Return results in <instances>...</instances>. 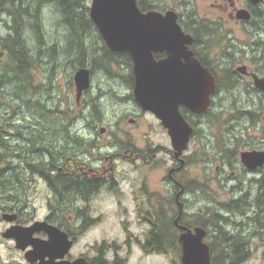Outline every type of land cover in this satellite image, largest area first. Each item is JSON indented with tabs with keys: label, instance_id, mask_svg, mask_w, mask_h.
<instances>
[{
	"label": "flooded vegetation",
	"instance_id": "af4514ba",
	"mask_svg": "<svg viewBox=\"0 0 264 264\" xmlns=\"http://www.w3.org/2000/svg\"><path fill=\"white\" fill-rule=\"evenodd\" d=\"M146 1L147 13L165 15L173 11L177 14V22L187 36L185 47L189 52V61L181 56L178 65L192 64L196 68L199 64L205 70L208 82L213 80L211 93L204 96L208 100L205 107L193 111L185 105L179 106V112L192 128V134L187 149L178 158L168 130L159 120L162 130L167 134L169 146H152L147 141V115L152 113L143 110L134 97L135 78L130 55V81L125 83L121 81L123 78L117 77L111 79L116 82H108V76L103 81L108 85L119 81L125 85L122 88L130 91L127 94L116 92L111 85L113 96L120 103L115 105L114 117H107L98 101L102 96L112 93L106 92L104 95L99 91L96 94L93 88L94 73H101L98 71L100 64H86L91 72V87L78 97L74 75L83 66L75 67L67 59L54 60L48 57L43 60L42 57L46 56L43 45L49 42L45 30L43 47L31 55L28 68L32 71L40 67L51 68L52 82L58 73L66 77L67 91L63 100L66 104L63 109L54 110L48 103L55 99L52 93L55 87L48 84L42 87V91L27 96L32 81L26 79L25 73L19 76L11 69L14 67L13 60L11 58L9 64L5 46L8 36L15 33L12 28L3 29L5 25L8 27L5 23L7 16L0 14V61L5 62L4 66L0 64V77L10 72L20 81L12 93L7 88L0 89V99L8 100L14 96L20 102L19 109L12 110L14 115L6 119L4 129H0V148L5 152V167L11 165L16 172L19 170L25 180L21 198L11 195L0 199V220L4 226L0 240L11 243L15 251L22 255L23 262L20 264H32L26 258L27 253L33 250L32 245L17 249L16 240L3 235L13 227L28 228L36 222H46L59 228L72 241L68 252L54 253L64 256L55 258L52 264H73L81 260L77 264H145L149 256L166 258L170 264H182L180 236L185 231L183 227L193 231L196 228L205 229L207 234L204 242L209 247L220 236L221 230L225 237L239 238L250 245L252 255L253 250L264 243V213L260 207L264 190V165L251 169L241 157L243 152H264V91L256 84L258 80L264 81V1L254 4L245 0L242 6L235 0H215L211 3L209 0ZM200 4L204 5V10L199 8ZM240 9L249 12V20L238 19L237 12ZM93 32L96 36L94 44L97 43L102 53L105 41L97 29ZM168 57L166 51L153 54L156 62ZM180 73L187 79L193 75L191 70H182ZM23 105L27 107L26 110L32 111L31 120L28 119L30 117L22 119L24 122L30 121V125H22L23 121L20 126L17 123L10 125L11 121H18L19 114L24 111L20 109ZM0 106L5 105L0 103ZM56 114H60L59 123L70 141L58 140L53 146L60 150L65 147L64 155L47 158L45 154L39 153L33 158L38 163L50 164L45 174L40 166L28 168V161L17 167L20 157L24 156L26 160L34 157L30 148L23 149V140L27 141L30 134L39 132L38 126H42L39 121L54 119ZM7 115L10 116L6 108L2 117ZM221 116L224 117L223 122L218 121ZM120 122L124 123L123 127ZM215 122L218 123L214 126ZM225 122L224 129L220 130ZM8 127H11L10 131ZM126 127H133L134 131H127ZM140 134L144 136L142 146L135 142ZM72 135L80 142L72 147L80 149L77 153L71 151ZM232 137L233 143L230 140ZM192 143L194 147H191ZM36 149L39 151V148ZM27 150L29 155H25ZM89 152H92L91 156H88ZM161 154L166 157L164 162L167 161V164L159 176L158 189L149 190L148 178L157 170L154 162L157 155ZM126 166L133 167L132 178L131 174L123 172ZM191 167L197 172L184 180L182 174ZM31 169L41 170L35 174L29 172ZM29 175L39 176L48 188L46 192L50 194L42 207L33 204L35 197L41 194L35 193L33 199L30 196L32 181ZM77 178L85 184L78 191L65 184ZM87 184L92 185L87 187ZM217 188L220 190L216 195ZM73 191L75 197L71 195ZM101 193H105L102 199L107 204L102 206L103 214H108L105 208L114 207L116 210H111L110 217L126 219L121 224V232L117 236L119 239H113L111 243L105 238L96 239L90 246L79 249V238L102 221V217H93L95 206L92 204ZM222 196L224 200H221ZM42 212L45 214L39 218ZM5 215H15L16 218L10 222L4 220ZM154 228L161 230V234L156 231L158 242L154 241V236H150ZM21 238L49 239L44 231ZM155 243H159V247ZM48 260L49 257H46L45 261ZM40 263L38 260L33 264Z\"/></svg>",
	"mask_w": 264,
	"mask_h": 264
},
{
	"label": "water",
	"instance_id": "95a60500",
	"mask_svg": "<svg viewBox=\"0 0 264 264\" xmlns=\"http://www.w3.org/2000/svg\"><path fill=\"white\" fill-rule=\"evenodd\" d=\"M254 4L263 0H249ZM90 18L98 28L101 36L112 52H128L133 60L135 78L134 97L143 110L152 112L167 128L177 158L188 147L192 128L179 112V106L185 105L193 111L208 104L206 97L213 89V80L208 82L205 70L198 64L180 66L178 61L188 54L185 47L187 36L177 22V14L173 11L165 15L140 10L138 0H92ZM238 19H250L249 12L241 9ZM189 42V41H187ZM166 51L169 57L156 62L153 54ZM191 70V79L182 76L180 71ZM77 96L91 86V73L88 68H81L74 75ZM256 84L264 91V81ZM243 163L254 169L264 165V152L251 151L241 154ZM15 215H5L4 220L14 221ZM178 221V219L176 220ZM185 230L180 236L182 245V264H211L210 247L204 242L206 230L196 228ZM44 231L48 240H24L21 236L32 237L36 232ZM14 238L17 249H25L32 245L33 250L26 258L32 264L40 260V264H52L55 258L64 255L54 253L68 252L72 246L68 235L59 228L46 222H36L31 227H13L3 235ZM49 257L48 261L45 258ZM78 261L73 264L80 263ZM84 262V261H83Z\"/></svg>",
	"mask_w": 264,
	"mask_h": 264
},
{
	"label": "trees",
	"instance_id": "16d2710c",
	"mask_svg": "<svg viewBox=\"0 0 264 264\" xmlns=\"http://www.w3.org/2000/svg\"><path fill=\"white\" fill-rule=\"evenodd\" d=\"M139 6L142 11H146L147 1L139 0ZM43 8L45 10L49 8L51 12L57 15L58 21H56L55 26L58 25L61 28L54 30L52 34H48V38L51 41L48 46H51L45 50L46 56L42 57L43 60L48 59V57L54 60L72 59L71 62L75 67L76 65L86 67V64L92 62L93 65L100 64V67L106 71L105 74L112 76V79L119 77L123 78L125 83L128 80L130 81L131 74L128 72L132 71L130 54L128 52L113 53L106 46L101 53V49L97 48V43L94 44L96 36L93 31L96 27L89 18V5L87 4V0H0V14L7 16L5 23L15 33V35L8 36V44L5 46V49L8 51L9 64H11V58L13 60L14 67L11 69L17 75L22 76L25 73L27 76L26 79L32 81V69L28 68L30 66H28L29 58L39 48L41 49L45 46L42 44L45 31L42 25ZM89 41L92 43L91 46H87V42ZM93 46L95 49H93ZM121 68L127 72L124 74L120 73ZM73 70H76V68ZM8 73L10 72H6L3 74L4 76L0 77V89L7 88L8 92L12 93L14 92V88L20 84V81L12 76H8ZM15 92L19 93L18 91ZM41 124L42 126H38L39 132L30 134L29 138L26 135L28 139L27 141L23 140V149L24 147L30 148L31 155L36 156L40 153L45 154L47 158L51 156L57 158L56 155H64L66 151L65 147L60 150L53 146L56 140L70 141L69 136L64 134L65 132L61 128V124L55 121L53 122L49 118L44 119L43 122L41 121ZM70 139L72 145L76 144V142L80 143L78 141L79 139L73 135ZM230 140L231 143L234 142L233 137ZM33 145L35 146L32 148L31 146ZM226 145L228 146V143ZM235 147L237 148L238 144ZM36 148H39V151ZM0 149L2 150L0 151V199L4 196L11 195L16 198H21L25 188L24 184L22 182L20 183L23 175L19 170L18 172L13 170L11 165L5 167V152H3V148ZM28 150L25 155L30 154ZM23 157L19 158L20 162L17 163V167L22 165L23 162L28 161ZM31 166L42 167V170H40L45 174V169L50 164H43L42 162L37 165L28 164V168ZM40 170L35 171L31 169L29 172L36 174ZM65 184L72 187V190L75 191H78L85 185L81 183L80 178L76 180L70 179ZM74 185L77 186L74 187ZM91 185L87 184V187ZM75 191L71 193L72 197H75ZM261 203L260 207L264 213V190ZM198 221H201V219ZM156 231L161 234L160 229L154 228L150 236H154V241L158 242ZM221 232L216 241L210 244L212 264H247L252 256L251 246L245 244L239 238L237 240L234 238L229 239L225 237L224 231L221 230ZM155 244L159 247V243Z\"/></svg>",
	"mask_w": 264,
	"mask_h": 264
},
{
	"label": "rangeland",
	"instance_id": "374dc122",
	"mask_svg": "<svg viewBox=\"0 0 264 264\" xmlns=\"http://www.w3.org/2000/svg\"><path fill=\"white\" fill-rule=\"evenodd\" d=\"M214 1L215 0H209V3L214 2ZM235 1L240 6H242L245 3V0H235ZM87 4L89 5L90 3L87 2ZM199 8L201 10L205 9L204 5H202V4H200ZM56 21H58L57 15H55L54 12H51L49 8H47L46 10H45V8H43L42 25H43V28H45L47 34H52L54 32V30L61 29L60 26H58V25H57L58 27L55 26ZM3 29L4 30L7 29L6 25H5V27H3ZM50 42H51L50 39H49V42L48 41L45 42V50H47V46ZM88 43L90 44L91 42L89 41ZM0 64L4 66L5 62L0 61ZM30 64H31V61H29V65ZM50 71H51V68L42 69L41 67L39 68V70L34 69L33 71H31V73L33 74V78H32V83H31V86L29 89L30 92L27 93V96H31L34 93H36L37 91L40 92V91H42V87H44L48 84L49 85L51 84L52 87H55V90L52 92L55 96V99L53 101H51L50 103H48V106L54 110L63 109L64 104H66V103H63V100L65 99V96H66V91H67L66 77L58 73L57 75H55V77H53V82H52L51 81L52 76H50ZM74 71L75 70L72 71V74L74 73ZM98 71H100L101 73H99L98 75L96 73H94V79H93V88H94L96 94L100 93L99 91H102L104 95L106 94V92L112 93V86L114 87L116 92H122L125 94L130 93L129 90L122 88L125 85H123V83L120 84L119 81H117V83H114V84L110 83V85H108L107 83H104L103 81L106 80L105 78L107 77V75L106 74L103 75L104 70L102 68H99ZM119 72L124 74L127 71H125L124 69H122V70L120 69ZM7 75L14 77L11 73H8ZM108 78L109 79L107 81H110L113 77L108 76ZM121 81H123V79ZM111 82H116V81L111 80ZM37 89H39V90H37ZM72 89H73V87H72ZM113 94L114 93L109 94V95L106 94L104 97L102 96L101 99L98 101V104H100V109L102 111H106L105 115L107 117H111V116L114 117L113 113L115 112L114 111L115 105H118L120 103L113 96ZM72 102H75V100H72ZM0 103L4 104L6 106V107L0 106V129H4L3 125H5V122H6L5 120L9 119V117H11V115H14L12 113V110L19 109L20 102L18 100H16L15 97L13 96L12 99H8V100H6L4 98L0 99ZM6 108H7L8 113L10 114V116L7 115L6 117H2L4 109H6ZM20 109L24 110V111H22L21 113L19 112L20 116H18V121H16V120L11 121L10 125L17 123L18 126H20L22 124L23 118H28L31 116L32 111L26 110L27 107L25 105H23V108H20ZM122 110L124 111L125 109H122ZM28 119L31 120V117ZM72 119H73V116H72ZM51 121H53V122L55 121V122L59 123L61 121L60 114H56V116H54V119L52 118ZM218 121L223 122L224 117L221 116ZM126 122H127V120H126ZM39 123H41V121H39ZM217 123L218 122H215L214 126ZM120 124L122 125V127L124 126V123L120 122ZM22 125H30V121H25V122L23 121ZM223 126H224V124L220 126V130L224 129ZM8 128L10 131L11 127H8ZM125 129L127 131H132V132L134 131L133 127H126ZM28 131H30V128L28 129ZM139 137L140 138L136 139L135 142L137 143L138 146H142L144 143V136H143V134H140ZM147 141L151 142L152 146H159V145L169 146V140H168L167 134L162 130L160 122L152 114L147 115ZM12 143L15 144L14 141ZM55 143H57V140L55 141ZM194 145L195 144L192 143L191 147H194ZM72 147H73V145H71V151L75 150L76 153L80 150L78 147L77 148H72ZM0 151H2V150L0 149ZM91 155H92V152H89L88 156H91ZM35 157H37V155L36 156L34 155V157L33 156L30 157L28 159V164H32V165L39 164L37 161H33V158H35ZM165 158L166 157H164V154H161L160 156L157 155V157L155 158L154 164L156 165L157 170L152 172L148 178L149 179L148 182L150 184L149 190H155L156 191L158 189V186H156V185L158 183L159 176L162 173L163 168H165L166 164H167V161L164 162V160H166ZM132 168H133L132 166H126V170H123V172L131 174L130 178H132L134 176L132 174L134 171ZM148 171H149V169H147V172ZM196 172L197 171L192 169V167L187 168L186 171L184 172V174H182V177L184 180L185 179L188 180L189 177H192L193 174H195ZM29 178L32 181L31 191L29 193L30 196L32 197V199H33V197H35V193L41 194V195H38L35 197V201L33 202V204L42 207V204H44L47 201L46 197L50 194V193L46 192L48 190V188L46 189V187H45L46 184L43 182V180L40 179L39 176H34V177L30 176ZM21 182L23 184H25L24 179H22V180L20 179V183ZM35 188H37L40 191H37ZM219 190H220V188H217L216 195L218 194ZM103 195H105V193H101V195L92 202V204L95 206V208L93 209L94 210L93 217H95V218L100 217V219L102 217V221L100 223L94 225L95 228H93V229L91 228L88 233L83 235V237L79 238V244L81 242L80 246L78 244L79 249L82 248V250H83L85 247L90 246V244H92L96 239L101 240L102 238H105L108 240V243H111L113 239H119V237H117V236L121 232V224L126 219H121L119 217H118V220L115 218L112 219L110 216L112 215L111 210H116L114 207L113 208H105V209H108V214L107 213L103 214L102 206L107 205L105 200L102 199ZM205 199H207V198H205ZM221 200H224L223 196L221 197ZM44 214H45V212L40 213L39 218H41L40 215H42V217H43ZM123 218H127V217H123ZM116 227H117V229H115ZM3 229H4V226L0 220V236H1V233L3 232ZM86 236H87V238L84 241V238ZM258 247L259 248L253 250V255L251 256V258L247 262V264H264V243L262 245H258ZM74 251H76V249H74ZM76 252H79V251H76ZM21 262H23L22 255L19 252L15 251V249L12 247V244L9 242H3V241L1 242V240H0V264H20ZM145 264H170V263H169V261H167L166 258H163V257L158 258L155 256L154 257L149 256L147 258V262H145Z\"/></svg>",
	"mask_w": 264,
	"mask_h": 264
},
{
	"label": "bare ground",
	"instance_id": "6f19581e",
	"mask_svg": "<svg viewBox=\"0 0 264 264\" xmlns=\"http://www.w3.org/2000/svg\"><path fill=\"white\" fill-rule=\"evenodd\" d=\"M8 12V11H7ZM9 13V12H8ZM1 20V19H0ZM7 28H9V27H7ZM103 69V68H102ZM90 70V69H89ZM91 73V72H90ZM104 74H105V72H104ZM247 123V122H246Z\"/></svg>",
	"mask_w": 264,
	"mask_h": 264
}]
</instances>
